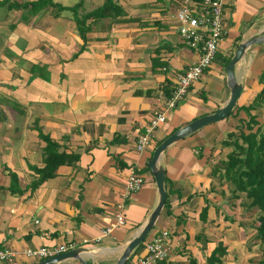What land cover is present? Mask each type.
<instances>
[{
	"label": "crops",
	"instance_id": "crops-1",
	"mask_svg": "<svg viewBox=\"0 0 264 264\" xmlns=\"http://www.w3.org/2000/svg\"><path fill=\"white\" fill-rule=\"evenodd\" d=\"M38 1L0 0V249L18 252L11 263L0 264H36L44 259L26 258L22 251L62 243L81 249L87 264H116L158 202L148 167L154 149L178 128L225 105V60L238 44L264 32V0H222L226 33L219 50L174 108L166 107V99L176 75L197 59L181 43L172 16L181 0H115L123 15L88 19L85 39L75 16L105 0L31 7ZM262 72L264 42L246 48L234 66L242 90L229 115L161 154L164 206L124 264L144 256L145 243L161 230L169 231L170 248L158 264H188L190 258L208 264L219 243L225 253L212 264H258L261 251L252 245L243 210L250 199L244 193L233 198L220 178L223 170H212L230 151L221 144L226 133L247 120L241 108L261 91ZM160 111L166 120L138 150L139 134ZM251 113L264 125V103ZM39 133L78 159L36 184V169L44 166ZM130 173L141 175L143 184L128 194ZM117 207L126 220L122 226L115 225ZM55 264L81 263L70 258Z\"/></svg>",
	"mask_w": 264,
	"mask_h": 264
},
{
	"label": "built area",
	"instance_id": "built-area-1",
	"mask_svg": "<svg viewBox=\"0 0 264 264\" xmlns=\"http://www.w3.org/2000/svg\"><path fill=\"white\" fill-rule=\"evenodd\" d=\"M172 16L177 25L176 29L181 43L197 52V59L176 75L171 93L166 99L167 108H174L178 105L187 95L189 87L211 66L226 33L222 0H181ZM165 120L164 111L154 114L146 124L144 131L138 136L136 143L138 150H143L149 145L154 129ZM142 184L141 175L130 173L125 181L126 192L128 194L136 192ZM115 218L116 226H122L126 222L120 207H117ZM110 230L107 227L106 233ZM169 248L170 233L168 230H161L145 243L146 254L139 257L135 264H158L168 257ZM72 249H75L74 244L62 243L25 249L22 255L29 259H46ZM17 255L18 252L10 248L0 249V261L2 262L11 263Z\"/></svg>",
	"mask_w": 264,
	"mask_h": 264
},
{
	"label": "trees",
	"instance_id": "trees-1",
	"mask_svg": "<svg viewBox=\"0 0 264 264\" xmlns=\"http://www.w3.org/2000/svg\"><path fill=\"white\" fill-rule=\"evenodd\" d=\"M47 4H52L51 0H39L31 7L37 9L45 7ZM70 9L76 12L77 8H59ZM123 15L122 8L115 0H105L102 6L97 9L85 13L79 17L75 16L77 29L80 36L85 39V33L88 26L85 22L91 18H107L118 17ZM229 59L225 60L227 63ZM260 82L263 84L261 91L253 99L252 103L244 106L241 109L247 116L246 121H240L241 127L237 131L226 133V138L221 144L224 147L230 148L225 159L212 170H223L220 173V178L225 179L229 184V191L233 198H238L240 193H244L245 197L250 199L247 204L249 208L257 207L259 212L256 225V236L260 241L261 257L258 264H264V125H260L256 120V116L251 113L252 110H257L264 103V72L260 75ZM39 136L45 142L44 146V166L36 169V174L39 176L36 184H41L46 179L54 176L56 168L65 163H72L78 159L77 155L65 154L62 150L59 151V145L51 140L49 136L39 133ZM205 213V210H203ZM225 253V248L219 243L207 258L208 264L220 263L221 257ZM188 264H196L193 258H190Z\"/></svg>",
	"mask_w": 264,
	"mask_h": 264
},
{
	"label": "water",
	"instance_id": "water-1",
	"mask_svg": "<svg viewBox=\"0 0 264 264\" xmlns=\"http://www.w3.org/2000/svg\"><path fill=\"white\" fill-rule=\"evenodd\" d=\"M264 42V32L260 35H255L240 44L236 47L232 57L229 62L224 66V71L226 74V80L228 87L230 88V95L224 106L218 108L212 114H207L196 118L195 120L189 122L188 124L178 128L174 132H172L168 137H166L153 151L151 159L148 161V167L150 168L157 187L158 191V202L150 214L147 222L141 227L137 234L129 241L127 246L125 247L121 257L117 261L116 264H124L128 259L130 253L139 246L147 236V234L152 230L155 221L164 206V202L166 199V191L164 189V170L161 166L158 165L159 158L161 154L167 149L169 145L172 143L191 135L196 132L200 128L213 123L215 121L226 118L233 107L235 106L236 100L242 90L241 84H239L234 77V66L240 60L246 48L255 43ZM81 249L75 248L73 250L67 251L62 254H58L49 258H46L42 261L37 262L36 264H55L65 259H76L81 264H87L85 260H83L81 253Z\"/></svg>",
	"mask_w": 264,
	"mask_h": 264
},
{
	"label": "rangeland",
	"instance_id": "rangeland-1",
	"mask_svg": "<svg viewBox=\"0 0 264 264\" xmlns=\"http://www.w3.org/2000/svg\"><path fill=\"white\" fill-rule=\"evenodd\" d=\"M242 208V206H240ZM240 208V209H241ZM243 210H245V213L248 214L247 216L249 217V220H247L246 223L248 222H251V227L249 228H246L249 233L251 234V239H252V245L256 244L257 245V251H261V246L259 244V239L257 238L256 236V224H257V218H258V215H259V210L257 207H252V208H249L248 206L245 207ZM248 211V212H247ZM251 246V245H250Z\"/></svg>",
	"mask_w": 264,
	"mask_h": 264
},
{
	"label": "bare ground",
	"instance_id": "bare-ground-1",
	"mask_svg": "<svg viewBox=\"0 0 264 264\" xmlns=\"http://www.w3.org/2000/svg\"><path fill=\"white\" fill-rule=\"evenodd\" d=\"M183 71V70H182Z\"/></svg>",
	"mask_w": 264,
	"mask_h": 264
}]
</instances>
